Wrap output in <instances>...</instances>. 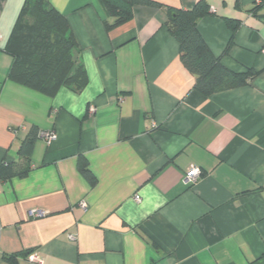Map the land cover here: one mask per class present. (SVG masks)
Wrapping results in <instances>:
<instances>
[{
  "label": "crops",
  "instance_id": "obj_1",
  "mask_svg": "<svg viewBox=\"0 0 264 264\" xmlns=\"http://www.w3.org/2000/svg\"><path fill=\"white\" fill-rule=\"evenodd\" d=\"M46 1L67 19L88 84L52 98L8 80L4 48L26 0H0V165L20 163L39 131L26 177L0 181V264H264V0H204L207 46L227 69L255 72L209 97L167 28L168 8L202 0H150L160 6H135L111 31L98 0ZM192 165L203 175L187 186Z\"/></svg>",
  "mask_w": 264,
  "mask_h": 264
},
{
  "label": "trees",
  "instance_id": "obj_2",
  "mask_svg": "<svg viewBox=\"0 0 264 264\" xmlns=\"http://www.w3.org/2000/svg\"><path fill=\"white\" fill-rule=\"evenodd\" d=\"M98 2L107 16L104 21L107 31L129 22L137 5L160 6L150 0ZM167 12V28L179 44L181 62L196 77L194 89L197 92L209 97L249 84L255 76L253 70L236 73L227 69L201 37L198 21L210 12V7L204 0L199 1L191 10L168 8ZM227 22L232 33L230 45L238 24L230 20ZM77 47L67 19L48 1L26 0L4 48L12 59L7 79L52 98L62 88L79 93L87 87L88 76L84 67L74 60L73 53ZM38 138V129L32 128L20 143V163L0 165V181L26 177L31 170L32 153ZM78 170L91 186L96 185L97 179L82 155L78 157ZM29 253L19 255L25 257ZM17 257L18 255L9 256L6 260L17 264Z\"/></svg>",
  "mask_w": 264,
  "mask_h": 264
},
{
  "label": "built area",
  "instance_id": "obj_3",
  "mask_svg": "<svg viewBox=\"0 0 264 264\" xmlns=\"http://www.w3.org/2000/svg\"><path fill=\"white\" fill-rule=\"evenodd\" d=\"M0 39H1V35H0ZM264 52V50H263ZM42 137L48 142V143H52L56 140V135L54 132H46L43 133ZM203 175L202 170L197 167V166H190L187 170V172L185 173V184L187 186H195L199 180L201 179ZM135 200L137 202H140L141 198L139 195L135 196ZM82 206L86 207V204L83 203ZM37 215H40L39 212H36ZM70 239L74 240L73 236H70Z\"/></svg>",
  "mask_w": 264,
  "mask_h": 264
}]
</instances>
